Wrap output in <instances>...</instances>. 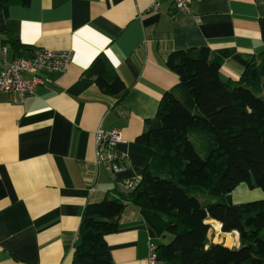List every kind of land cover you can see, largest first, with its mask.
<instances>
[{"label":"crops","instance_id":"crops-1","mask_svg":"<svg viewBox=\"0 0 264 264\" xmlns=\"http://www.w3.org/2000/svg\"><path fill=\"white\" fill-rule=\"evenodd\" d=\"M152 2L0 5V72L15 57L28 59L33 49L72 52L63 72H39L44 83L21 104L0 91V264H72L85 206L139 180L152 159L153 150L137 138L163 94L178 83L165 67L171 52L206 47L220 59L221 77L235 82L264 50V0H190L187 13L170 0H158V10L149 11ZM97 56L125 85L120 101L84 78ZM98 129L121 134L119 172L97 160ZM230 196L235 204L264 199L263 192L243 184ZM207 223L208 243L238 248L236 232ZM105 241L113 264H148V242L169 240L160 214L128 205L118 231Z\"/></svg>","mask_w":264,"mask_h":264},{"label":"trees","instance_id":"trees-1","mask_svg":"<svg viewBox=\"0 0 264 264\" xmlns=\"http://www.w3.org/2000/svg\"><path fill=\"white\" fill-rule=\"evenodd\" d=\"M260 35L264 44V20ZM165 67L178 83L137 138L152 159L133 190L85 206L72 264H113L105 237L128 205L164 218L169 241L157 246L156 264H264V199L235 204L230 196L241 184L264 193V50L235 82L221 77V61L206 47L171 52ZM83 75L119 101L127 91L102 56ZM208 220L236 232L238 248L208 243Z\"/></svg>","mask_w":264,"mask_h":264},{"label":"built area","instance_id":"built-area-1","mask_svg":"<svg viewBox=\"0 0 264 264\" xmlns=\"http://www.w3.org/2000/svg\"><path fill=\"white\" fill-rule=\"evenodd\" d=\"M175 8L181 12H189L190 0H170ZM158 10V0H153L149 11ZM72 60L71 51H53L45 49H33L28 59L21 56L15 57L0 72V91L11 97V102L21 104L25 98L35 94L44 81L39 77V72L61 73ZM122 143V137L118 130L104 131L98 129L95 132L96 157L98 161L106 162L111 172H119L123 156L116 151V146ZM139 180L126 182L122 186L123 191H131ZM157 246L151 242L147 244V263L156 264Z\"/></svg>","mask_w":264,"mask_h":264},{"label":"rangeland","instance_id":"rangeland-1","mask_svg":"<svg viewBox=\"0 0 264 264\" xmlns=\"http://www.w3.org/2000/svg\"><path fill=\"white\" fill-rule=\"evenodd\" d=\"M243 186H246V188H248L246 184H243ZM249 201H251V200H249ZM252 201H254V200L252 199Z\"/></svg>","mask_w":264,"mask_h":264},{"label":"bare ground","instance_id":"bare-ground-1","mask_svg":"<svg viewBox=\"0 0 264 264\" xmlns=\"http://www.w3.org/2000/svg\"><path fill=\"white\" fill-rule=\"evenodd\" d=\"M216 226H217V224H216Z\"/></svg>","mask_w":264,"mask_h":264}]
</instances>
